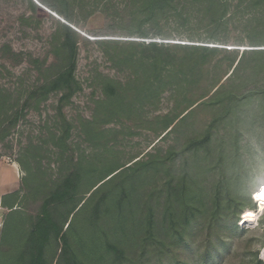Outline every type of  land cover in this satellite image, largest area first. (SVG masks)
<instances>
[{"label":"trees","instance_id":"1","mask_svg":"<svg viewBox=\"0 0 264 264\" xmlns=\"http://www.w3.org/2000/svg\"><path fill=\"white\" fill-rule=\"evenodd\" d=\"M38 2L74 21L70 0ZM29 4L34 11L39 9L32 0ZM124 9L129 13L130 34L152 42L95 41L114 67L126 69L127 75L125 82L99 76L102 98L85 132L96 145L93 152L74 150L73 127L64 113L82 91L76 70L79 43L87 41L70 26L58 22L52 44L56 60L46 67L37 62L42 81L16 101L0 85V141L30 107L38 110L51 96L59 97L58 123L51 133L48 156L42 157L43 147H34L40 155L32 158L34 171L27 168L23 187L2 199L8 214L0 264H152L154 259L165 264L174 250L192 247V227L199 218L216 231L220 242L211 244L209 239L198 253L200 264H213V253L221 255V248L227 246L221 232L239 231L241 213L233 210L245 200L233 179L243 166L240 138L247 135L264 151V0H128ZM241 14H252L245 22L250 50L235 55L226 48L209 47L210 41L224 43L221 27ZM204 23L209 34L197 37L196 27ZM171 25L185 30L181 35L190 42L159 43L150 37L166 41L171 36L164 31ZM152 29L157 31L153 35ZM218 54L224 57L219 59ZM167 93L175 103V116H156L153 122L162 124L159 142L177 133L200 106L212 108L216 116L179 152L172 147L166 154H148L146 160L141 155L124 164L104 156L106 147L99 153L105 141L104 125L130 118L147 106L156 110ZM226 128L228 133L216 140ZM32 151L27 149V155ZM44 159L56 163L57 173L47 174L53 163L45 168ZM129 170L132 174L124 181L107 187ZM214 171H218L214 182H206ZM31 201L40 203L34 214L27 212ZM83 211L80 222L77 215ZM178 259L174 264H190ZM246 264H264V260L257 255Z\"/></svg>","mask_w":264,"mask_h":264},{"label":"rangeland","instance_id":"2","mask_svg":"<svg viewBox=\"0 0 264 264\" xmlns=\"http://www.w3.org/2000/svg\"><path fill=\"white\" fill-rule=\"evenodd\" d=\"M32 2L36 4L34 0ZM127 2L128 0H70L74 21H69L65 16L40 2L43 7L36 4L39 9L34 11L29 0H0V85L12 92L14 101L43 80L37 62L46 63V67L47 64L56 60L52 53V44L58 22L70 26L87 40L79 43L76 70L82 91L64 109L65 116L73 127L70 143L79 154L91 153L96 149V145L87 139L85 132L88 122L98 114L97 102L102 98L101 91L98 89L99 76L108 75L125 82L127 75L126 69L114 67L95 41L111 39L139 41L145 44L152 42V40L130 34L128 27L130 25L127 23L129 13L124 9ZM234 10L232 9L230 13ZM250 17L252 14H241L229 20L228 25L221 27L220 36L224 39V43L210 41L209 47L226 48L231 52H237L234 53L235 55H241L244 50L250 49L248 48L250 44L248 27L245 23ZM183 31L172 25L166 28L164 31L166 36H171L166 38V41H171L167 43L188 44L190 41L185 38L186 35H181L186 33L185 30ZM195 31L198 32L197 37H206L209 34L207 23L196 27ZM149 32L153 35L157 31L152 29ZM150 37L155 39L154 42H163L162 38L156 35ZM217 57L221 59L224 56L218 54ZM58 103L59 97L51 96L38 110L30 107L18 126L4 141H0V192L13 193L23 187L22 180L28 176L26 169L35 168L32 158L40 157L34 147H43L45 155L42 157L48 156L51 133L57 128L58 123ZM211 109L207 106L198 107L177 133H172L159 142L162 124L161 120H158L159 124L153 122L156 116L167 114L175 116V103L167 93L156 110L152 106H147L130 118L129 116L118 118L110 125H104L102 131L105 141L102 143L104 146L99 147V153H104L106 147L108 155L105 153L104 156L124 164L141 155L144 156L143 160H146L148 154H166L172 147L179 152L184 142L203 133L211 124L216 116L215 110ZM228 131L227 128L221 129L219 135L215 136L216 140L224 137ZM248 138L245 134L240 138L238 146L241 149L243 166L236 171L233 179L238 182L235 188L240 191L245 200L242 207L233 210V212L241 213L237 223L239 231L221 232L220 237L227 246L221 248V255L213 253L216 258L213 264L251 263L255 261L257 255L259 259L264 260V204L257 201L264 187L256 195L264 184V151L256 141L249 142ZM248 142L249 147H247ZM154 145L156 147L153 149ZM27 149L33 150L31 156L27 155ZM230 161L232 162V159ZM44 162L45 168L53 163L48 159H44ZM56 171V163H53L47 174L53 175L57 173ZM131 174V170L126 171L107 187L120 184ZM216 174L218 171L208 174L206 182H214ZM29 204L27 212L34 214L40 203L31 201ZM7 214L8 210L0 206V242ZM83 215L84 211L77 215L80 222H83ZM232 224L231 222L228 224V229L232 227ZM192 229L195 234L192 238V247L187 250L182 248L174 250V253L164 260L165 264H174L178 258L180 261L188 260L190 264H200L198 253L204 251L207 246L206 241L210 239L211 244H220L216 231L209 230L203 218L193 223ZM152 264L160 263L154 259Z\"/></svg>","mask_w":264,"mask_h":264},{"label":"bare ground","instance_id":"3","mask_svg":"<svg viewBox=\"0 0 264 264\" xmlns=\"http://www.w3.org/2000/svg\"><path fill=\"white\" fill-rule=\"evenodd\" d=\"M245 49H247V48H245ZM258 199H259V201H261V203L264 204V189L260 192Z\"/></svg>","mask_w":264,"mask_h":264},{"label":"crops","instance_id":"4","mask_svg":"<svg viewBox=\"0 0 264 264\" xmlns=\"http://www.w3.org/2000/svg\"><path fill=\"white\" fill-rule=\"evenodd\" d=\"M14 167V166H13ZM15 168V167H14ZM11 191H6V192H0L1 194H0V206H1V202H2V199H3V197L5 196V195H7V194H9Z\"/></svg>","mask_w":264,"mask_h":264},{"label":"built area","instance_id":"5","mask_svg":"<svg viewBox=\"0 0 264 264\" xmlns=\"http://www.w3.org/2000/svg\"><path fill=\"white\" fill-rule=\"evenodd\" d=\"M34 1L36 2L37 5L42 6L37 0H34ZM159 43H167V42L166 41H163V42L162 41H159Z\"/></svg>","mask_w":264,"mask_h":264},{"label":"water","instance_id":"6","mask_svg":"<svg viewBox=\"0 0 264 264\" xmlns=\"http://www.w3.org/2000/svg\"><path fill=\"white\" fill-rule=\"evenodd\" d=\"M247 50H250V49H247Z\"/></svg>","mask_w":264,"mask_h":264}]
</instances>
